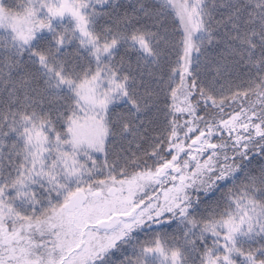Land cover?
<instances>
[{
    "label": "snow or ice",
    "instance_id": "6c2138e0",
    "mask_svg": "<svg viewBox=\"0 0 264 264\" xmlns=\"http://www.w3.org/2000/svg\"><path fill=\"white\" fill-rule=\"evenodd\" d=\"M0 264H264V0H0Z\"/></svg>",
    "mask_w": 264,
    "mask_h": 264
}]
</instances>
